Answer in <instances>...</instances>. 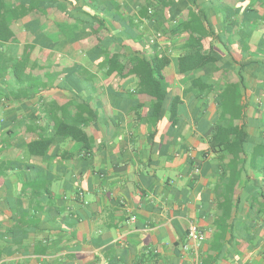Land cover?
<instances>
[{"label": "crops", "instance_id": "1", "mask_svg": "<svg viewBox=\"0 0 264 264\" xmlns=\"http://www.w3.org/2000/svg\"><path fill=\"white\" fill-rule=\"evenodd\" d=\"M116 7L117 14L101 6L102 18L130 49L171 28L143 21L141 36L129 40L121 35L124 17L138 8L130 0ZM219 18L212 17L217 32ZM42 20L54 41L42 39L46 46L33 58H47L48 71L67 77L59 89L30 91L36 95L20 109L0 110L14 129L0 132V264H264V32L221 35L232 53L217 43L223 60L209 82L214 88L199 98L183 95L199 74H178L181 39L162 32L156 50L171 58L164 72L170 99L182 101L172 127L168 114L150 118L153 100L137 94L135 80L107 77L88 60L91 35L81 26L61 12ZM72 100L89 102L97 114L85 128L88 145L61 139L43 157H30L26 143L54 132L25 127ZM216 132H236L234 144H212ZM191 223L202 234L197 262L185 249Z\"/></svg>", "mask_w": 264, "mask_h": 264}, {"label": "trees", "instance_id": "2", "mask_svg": "<svg viewBox=\"0 0 264 264\" xmlns=\"http://www.w3.org/2000/svg\"><path fill=\"white\" fill-rule=\"evenodd\" d=\"M130 1L137 6L138 12L133 18H128V14L124 17L125 32L121 35L128 36L129 40L134 41L141 36L139 25L143 21L149 23L165 20L171 23L169 30L162 31L167 39H181L182 54L177 58L178 74L182 76L199 74L191 83L189 90L184 91V96L188 93H197L195 96L199 98L205 89L214 88L212 87L214 83L209 82H212L217 74L218 65L223 60V56L220 58L217 54V43H220L229 54L232 53V45L225 43L221 35L228 37L239 31L245 38H250L253 33L264 32V0H236L235 6L222 3L219 6L218 0H188L197 12L190 8H179L176 6V0ZM104 5L107 7L104 11L118 13L116 0H0L2 112L11 106H18L17 103L23 100H31L36 94H30V91L59 89L60 81L66 79L67 74L64 76L63 72L48 71L47 58H43L45 61L40 58L35 61L33 58L36 50L40 51L46 46L42 39L54 41L48 34V24L44 23L42 17L47 20L48 16L61 12L68 22L81 26L83 32L91 35L88 44L84 45L88 49V60L97 61L100 68H106L107 77L114 76L123 81L135 80L137 94L153 100L150 118L158 122L168 114L171 126L177 125L181 119L179 106L182 101L180 96L170 99V86L164 73L171 65V58L158 53L157 44L150 45L148 42L140 44V41H136L139 50L128 48V45L114 36L106 26L102 18L103 9L100 10ZM88 9H91L92 13ZM218 15H220L218 27L221 28L219 32L212 24V17L218 18ZM244 44L243 49L248 50ZM231 59L234 63L232 56ZM81 76L84 77V74ZM17 108L20 109L19 106ZM49 109L50 114L47 113L46 120L39 116L40 118L36 117L34 124L25 127L27 132H54L49 137L39 136L38 139L26 143L25 148L30 157H43L48 149L61 139L88 145L89 138L85 128L97 118L89 102L78 103L72 100L59 108L53 106ZM232 111L231 105L229 112ZM58 112L61 114L58 115ZM0 132H14L12 121L5 116L0 118ZM235 134L237 133L216 132L212 144H216L217 141H221V144H234L229 138ZM242 141L244 135L238 136L237 143L242 144Z\"/></svg>", "mask_w": 264, "mask_h": 264}, {"label": "built area", "instance_id": "3", "mask_svg": "<svg viewBox=\"0 0 264 264\" xmlns=\"http://www.w3.org/2000/svg\"><path fill=\"white\" fill-rule=\"evenodd\" d=\"M163 38L161 32H157L155 35L149 38L148 43L150 45L158 44V42ZM202 241V234L195 224H190L188 228V244L185 247L186 250L192 252L195 258V262L198 261V253L200 243Z\"/></svg>", "mask_w": 264, "mask_h": 264}]
</instances>
